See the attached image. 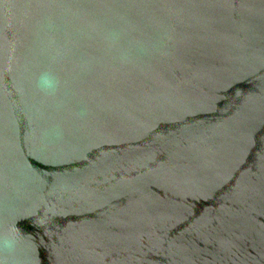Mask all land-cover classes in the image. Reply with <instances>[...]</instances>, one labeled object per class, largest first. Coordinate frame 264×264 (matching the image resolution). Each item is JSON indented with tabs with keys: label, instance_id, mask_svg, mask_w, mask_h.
<instances>
[{
	"label": "water",
	"instance_id": "water-1",
	"mask_svg": "<svg viewBox=\"0 0 264 264\" xmlns=\"http://www.w3.org/2000/svg\"><path fill=\"white\" fill-rule=\"evenodd\" d=\"M0 264H264V0H0Z\"/></svg>",
	"mask_w": 264,
	"mask_h": 264
},
{
	"label": "clouds",
	"instance_id": "clouds-1",
	"mask_svg": "<svg viewBox=\"0 0 264 264\" xmlns=\"http://www.w3.org/2000/svg\"><path fill=\"white\" fill-rule=\"evenodd\" d=\"M44 83H45V84H47V83H48V81H47V80H45V81H44Z\"/></svg>",
	"mask_w": 264,
	"mask_h": 264
}]
</instances>
